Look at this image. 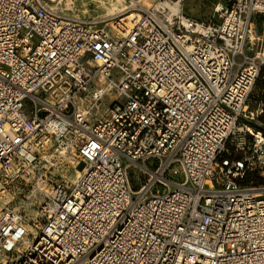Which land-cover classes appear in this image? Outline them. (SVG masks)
<instances>
[{
	"label": "built area",
	"instance_id": "built-area-1",
	"mask_svg": "<svg viewBox=\"0 0 264 264\" xmlns=\"http://www.w3.org/2000/svg\"><path fill=\"white\" fill-rule=\"evenodd\" d=\"M180 1L0 0V264H264V0Z\"/></svg>",
	"mask_w": 264,
	"mask_h": 264
},
{
	"label": "rangeland",
	"instance_id": "rangeland-1",
	"mask_svg": "<svg viewBox=\"0 0 264 264\" xmlns=\"http://www.w3.org/2000/svg\"><path fill=\"white\" fill-rule=\"evenodd\" d=\"M154 1L156 0H150L146 7H149ZM219 1L225 2L226 0H181L179 2V8L184 16H187L195 21L205 22L208 19L218 18L219 13L214 11V7ZM75 5L77 7V10L72 12V14L84 17H93L97 15L100 16L102 14H116L124 9L125 6L124 2H121L120 0H75ZM254 24L257 34L260 35L262 32V18L256 16ZM259 106L263 107L264 111L263 103H256L254 100L250 99V109H256ZM261 114H264V112H262ZM63 166L66 167V165ZM65 170L67 171L64 172ZM60 173H62L67 179V176L69 174L71 175V177L74 175V169L69 170L67 168H64V170L60 171ZM29 189L31 188L26 187V189L21 193H17L16 189L12 188L8 196L9 199H11L10 204L14 207L19 208L20 210H24L27 215L30 213L34 214L35 207L37 206V195L36 197H34V193L37 192H29Z\"/></svg>",
	"mask_w": 264,
	"mask_h": 264
},
{
	"label": "trees",
	"instance_id": "trees-1",
	"mask_svg": "<svg viewBox=\"0 0 264 264\" xmlns=\"http://www.w3.org/2000/svg\"><path fill=\"white\" fill-rule=\"evenodd\" d=\"M255 91V94H254ZM250 99L254 100L256 103L264 104V67L260 69V73L255 80L253 93L250 96ZM264 112V111H263ZM256 122L261 123V125L256 124L255 122L251 123L255 130L263 131L264 130V114H260Z\"/></svg>",
	"mask_w": 264,
	"mask_h": 264
},
{
	"label": "bare ground",
	"instance_id": "bare-ground-1",
	"mask_svg": "<svg viewBox=\"0 0 264 264\" xmlns=\"http://www.w3.org/2000/svg\"><path fill=\"white\" fill-rule=\"evenodd\" d=\"M121 2H124L125 6L124 9H122L120 12L116 13V14H112V15H100V17H114V16H118V17H123L127 14H129L130 12H127L128 8L131 6V2L130 0H120ZM141 1L143 6H146L150 0H139ZM177 4V3H176ZM179 5L177 4V7ZM254 34H252L253 37ZM74 163V162H73ZM74 175L71 177V175L69 174L67 176V179H70L72 181H74L75 179H77L78 177H80V175L82 174V168H83V164L81 162H77L74 164Z\"/></svg>",
	"mask_w": 264,
	"mask_h": 264
},
{
	"label": "crops",
	"instance_id": "crops-1",
	"mask_svg": "<svg viewBox=\"0 0 264 264\" xmlns=\"http://www.w3.org/2000/svg\"><path fill=\"white\" fill-rule=\"evenodd\" d=\"M98 16V15H97Z\"/></svg>",
	"mask_w": 264,
	"mask_h": 264
}]
</instances>
